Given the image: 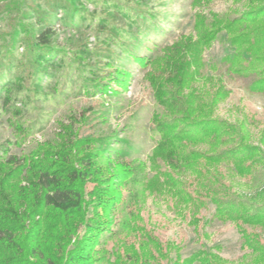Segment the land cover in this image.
I'll list each match as a JSON object with an SVG mask.
<instances>
[{
    "label": "trees",
    "instance_id": "16d2710c",
    "mask_svg": "<svg viewBox=\"0 0 264 264\" xmlns=\"http://www.w3.org/2000/svg\"><path fill=\"white\" fill-rule=\"evenodd\" d=\"M77 1L66 6L71 20L83 10ZM172 1L160 0L163 6ZM223 2L228 10H215ZM189 5L193 26L183 31L180 20L163 11L113 4L114 13L103 20L109 27L100 29L110 41L104 68L82 71L85 92L94 99L126 90L134 68L145 72L158 107L151 118L155 145L145 160L133 157L138 148L115 132L83 133L93 107L69 114L53 139L28 153H13L10 140L0 144V264H151L165 253L143 224L148 196L172 199L177 214L206 240L202 221L208 227L215 221L233 224L246 252L232 263L219 245L202 243L189 257L178 252L171 264H264V186L249 199L234 191L235 180L250 183L264 168V123L254 133L260 122L246 113L241 119L219 114L232 89L206 56L215 42H225L231 51L222 59L226 72L252 78L251 92L264 94V0ZM115 16L128 28L113 23ZM53 36L46 29L29 47L34 94L42 91L57 55ZM2 69L0 124L10 112L7 122L17 141L25 140L32 131L13 95V86L16 92L25 86L20 78L5 82ZM208 210V217L202 215Z\"/></svg>",
    "mask_w": 264,
    "mask_h": 264
},
{
    "label": "rangeland",
    "instance_id": "374dc122",
    "mask_svg": "<svg viewBox=\"0 0 264 264\" xmlns=\"http://www.w3.org/2000/svg\"><path fill=\"white\" fill-rule=\"evenodd\" d=\"M69 1L0 0V69L3 68L1 72L7 83L16 78L22 79L25 86L23 90L16 92L17 88L13 86L16 98L14 107L24 112L22 122L32 131L25 140L17 141L16 133L7 122L10 112L4 113L0 124V144L10 140L14 143L11 148L13 153H28L37 144L53 139L58 124L66 121L69 114H79L83 109L93 107L90 127L85 128L83 133L104 135L115 132L119 139L127 138L138 148L133 157L145 160L155 145L156 136L151 130V118L158 110L150 86L144 78L145 72L134 68L126 90H121L115 96L94 99L85 92L82 71H89V65L104 68L107 44L110 41L108 32L100 29L109 27L103 20L108 19L106 13L108 16L114 13L113 4H141L163 11L173 16V19H179L181 30L188 31L193 26L189 0H173L166 6L160 0H78L76 5L83 10L73 20L67 14ZM229 5L226 2L219 3L215 10L226 11ZM113 23L128 28L120 17H113ZM46 29L54 32L50 43L57 55L42 81V91L34 94L29 90L34 84L27 76L31 69L26 65L29 47L36 36ZM83 51L86 59L80 64L78 56ZM229 53L228 45L221 41L215 42L206 53L210 64L216 67L215 74L225 77L232 89V95L220 105L219 114L241 119L240 114L246 113L251 121L260 122L252 128L254 133H259L264 123V94L251 92L249 85L252 78L233 77L226 72L222 59ZM11 64L15 66L10 70ZM84 75L89 76L86 72ZM0 83L2 87V81ZM255 142V139H251V143ZM235 181L234 191L243 194L245 199L252 198L264 186V168L258 171L250 183L239 179ZM143 208L144 226L164 246L165 255L151 264H171L170 259L175 258L178 252L182 258L189 257L201 248L202 243L208 247L219 245L221 255L232 263L242 261L246 253L241 249L242 239L233 224L215 221L208 227L202 221L199 229L205 227L208 231L209 240H206L204 236L195 233V226L189 224V220L185 221L177 214L172 199L148 196ZM208 212L202 211V215L208 217ZM114 229H118V226Z\"/></svg>",
    "mask_w": 264,
    "mask_h": 264
}]
</instances>
